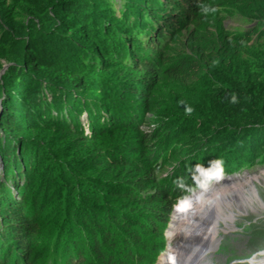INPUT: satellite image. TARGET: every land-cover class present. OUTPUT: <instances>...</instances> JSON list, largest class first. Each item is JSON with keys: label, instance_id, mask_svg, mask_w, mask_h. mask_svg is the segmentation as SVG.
Here are the masks:
<instances>
[{"label": "trees", "instance_id": "trees-1", "mask_svg": "<svg viewBox=\"0 0 264 264\" xmlns=\"http://www.w3.org/2000/svg\"><path fill=\"white\" fill-rule=\"evenodd\" d=\"M254 1L0 0V60L7 64L0 78V264H153L161 246L156 227L189 191L218 175L165 185L154 166L160 146L195 129L188 113L205 115L215 134L243 123L264 129V67L256 73L248 61L240 82L231 69L222 80V62L241 59L239 40L222 19L208 18L212 7L241 11ZM192 21L204 28L199 39L190 52L170 54L173 34ZM206 73L230 88L197 85ZM159 82L169 91L164 103L154 101ZM153 110L163 118L147 133L140 120ZM51 129L89 144L87 155L57 154L41 135ZM258 137L248 133L247 146Z\"/></svg>", "mask_w": 264, "mask_h": 264}, {"label": "rangeland", "instance_id": "rangeland-1", "mask_svg": "<svg viewBox=\"0 0 264 264\" xmlns=\"http://www.w3.org/2000/svg\"><path fill=\"white\" fill-rule=\"evenodd\" d=\"M119 4L121 5V3H117V6L119 10L122 11ZM140 5V8H143L145 6V4ZM239 9L232 8L229 5H224L216 7L215 12L214 8L212 7V10L208 12L209 19L211 18L212 21H215L214 17L220 20L222 19V24L228 31L229 36L235 39L238 38L239 40L238 44H236V47L239 49L238 51H236V56L241 57L239 63L234 64L231 61L228 63L223 61L222 66L218 67L221 73H223L222 80L226 78L227 69H231L232 71H229L228 75L233 79L235 78L237 82H240V80H242L241 77L242 74H244V69H241L243 65L242 63L251 61L253 63L252 67L256 73L264 67V48H257V46H264V0L254 1L252 8L250 9H248L246 5L242 6L241 11ZM173 12L179 11L174 10ZM194 23L195 21L186 22L182 26V28L178 30V32L173 34L172 41L169 40L170 43L167 48V51L170 52V54H184L190 52L189 48H191L193 45L192 41L194 39H199L200 34L198 33L204 29L200 28V25H196ZM244 41L246 45L241 48V44ZM255 56H258L259 58ZM206 60L210 62L212 61V58H206ZM212 63L213 65L216 64L215 62ZM6 69L7 64L5 63V61L0 60V78L2 77ZM234 69L239 70V75L233 72ZM202 72H204V70H202ZM206 74L208 80L206 82L204 80H201V83H198L197 85H200L204 89L206 88V85L218 86V88H220V85L224 86L223 88L228 87L219 82H212V75L209 73ZM8 87L9 85H6L5 89H8ZM156 92L157 95L155 96L154 101L159 103L168 101L167 94L169 95V91L164 87L163 83L159 82L157 84ZM182 93L185 94V97L186 95H192V93L189 91L187 92V90L182 91ZM174 96L181 99L184 98L180 92H174ZM48 98H50L49 95ZM185 100L186 99L184 98L180 101L184 107L186 106ZM260 103L261 104L258 105V108L260 110H263L264 95L261 98ZM189 111L194 110L191 108ZM154 113L155 110H153V112L151 113L144 114V118L140 120L142 121L140 125V129L142 131H146L148 133L154 127H156V124L158 122H161L163 117L157 116V118L156 116H154ZM188 114L191 115L192 118L193 116L196 118V124L198 125L194 127L195 129H193V131L190 129L185 132L181 131V135L173 139L172 145H169L167 147L166 145H161L157 151L158 160H155L154 166L156 167L155 170L158 173L161 182H164L165 185L170 183V186L179 187L183 183L189 184L196 179L200 181L205 177L200 173V171L197 170L196 166L200 165L203 168L207 169L209 168L210 161L213 160H219L221 162L218 171L215 168L213 169L214 172H218V176L216 178H218V180L221 182V185L225 181L228 182V180H225V178L227 176H230L228 172H230L232 168H237V172H234L235 175H233V178H231V180L238 179L244 174L248 175L252 174L253 172H257L258 170H264V129L258 130L257 124L244 127L246 124L243 123L241 124L242 127L237 131L232 130L227 134H215L212 131H215V129L218 128H216L215 125L212 126L209 125V123H204V121L207 120L205 115H203L202 113H194V115L190 113ZM81 120L84 121V117H82ZM206 126H208L207 129L209 130L204 131ZM85 129L84 130L87 131V128ZM54 132L55 129H51L49 130V132L46 131L41 135L47 136L46 138L53 141L52 147L56 150L55 152L57 154L62 153L65 157L69 156V158L82 157L87 155L89 151L87 150V147L89 146V144L85 145L82 142L80 143L79 141H77L78 139H75L71 136L58 138L56 137ZM255 132L259 135V137L256 138L255 143H253V147H248V140L247 138H245V136L248 133ZM208 135H210L211 138L204 137ZM176 144H178V146H175ZM260 145L262 148L259 147ZM241 147L246 151V153L240 156L237 148ZM254 150H259L255 156L253 155ZM51 155L54 156L53 154ZM241 161H246V163H243L242 167L238 168L237 164ZM84 167L85 164L83 168ZM50 170L51 168L45 169V174L49 175L48 172H50ZM93 170L91 168L88 171H92V177L98 178V175ZM35 182L36 179L34 180V183ZM183 187L185 186H182V188ZM42 190V184H40L36 188L35 192L37 199L42 196ZM194 190L195 188L192 189L191 192H193ZM46 191H48V197L51 198L53 194H51L50 189ZM150 192L149 194H153L154 191ZM253 192L254 194H256V197L259 198V200L264 204V178L256 183ZM181 201L179 205L181 204ZM222 204L223 203H221V205ZM258 209L254 208L248 210V213L246 211L243 216L238 217L234 222H232V224L229 225L227 231H218L214 236V241L216 244H218V248L213 252V257L209 260L208 258L211 253H209L208 255L205 253V260L201 263L197 260V264H233V262L235 261H242V264H247V261H249L256 254L258 256L260 254V256L263 258L264 254H262L261 252L264 250V205L263 207ZM174 213L175 211L173 210L171 214ZM100 217H103V213L100 215ZM206 221L204 223H206ZM170 222L171 217L164 227L158 225L155 229V235L157 237L156 240L160 242L161 246H157L155 248V256L153 258H150L151 263L153 264H158V262L161 260V257L168 252V246L173 247V245H175V243L179 239V237L177 239L173 235L170 236ZM198 234L202 236V238H195L194 234H192V236L188 237V239L181 240L189 242L207 241V237H204L203 233L198 232ZM182 236L187 237L186 235ZM41 238L42 237L38 236L37 244L43 242ZM37 248H40V251L42 250L41 247ZM48 261L54 262L55 260L53 257H50ZM257 264H264V261Z\"/></svg>", "mask_w": 264, "mask_h": 264}, {"label": "bare ground", "instance_id": "bare-ground-1", "mask_svg": "<svg viewBox=\"0 0 264 264\" xmlns=\"http://www.w3.org/2000/svg\"><path fill=\"white\" fill-rule=\"evenodd\" d=\"M234 172L237 171L232 173ZM233 175L235 174L227 176L225 180L228 182L225 181L222 185L217 176L214 177L211 179L212 182L203 184L191 192L174 208L175 213L172 214L169 223L171 230L169 234L179 239L173 247L168 246V252L161 257L158 264H197V260L200 263L205 260V253L207 255L211 253L208 258L210 260L213 252L218 248V244L214 241L215 234L218 231H227L229 225L243 216L246 211L248 213V210L263 207L264 204L256 197L253 189L256 183L264 178V170L244 174L245 176L231 180ZM198 232L203 233L207 241H182L192 234L195 238H202ZM261 253L264 254V250ZM263 258L260 254L259 256L256 254L247 261V264L260 263L264 261ZM242 263V261L233 262V264Z\"/></svg>", "mask_w": 264, "mask_h": 264}, {"label": "clouds", "instance_id": "clouds-1", "mask_svg": "<svg viewBox=\"0 0 264 264\" xmlns=\"http://www.w3.org/2000/svg\"><path fill=\"white\" fill-rule=\"evenodd\" d=\"M220 161L219 160H213V161H210V165H209V168H207V169H205V168H203L202 166H200V165H197L196 167H197V170L198 171H200V173L205 177V178H210V177H212V176H214V175H216V172H214L213 171V169L215 168L217 171L219 170V165H220ZM230 175H232V174H234V173H229ZM228 175V174H227ZM216 176H218V175H216ZM215 176V177H216ZM210 182H212V180H210L209 182H204V183H202V184H200L198 187H196V188H199L200 186H202L203 184H206V183H210ZM196 188H195V190H196ZM191 191H189L183 198H185L189 193H190ZM183 198L181 199V200H183ZM180 200V201H181ZM180 201H179V203H180ZM178 203V204H179ZM178 204H176L175 206H174V208L178 205ZM174 208H173V210H174ZM172 215V214H171ZM171 215H170V217H171ZM170 219V218H169Z\"/></svg>", "mask_w": 264, "mask_h": 264}]
</instances>
